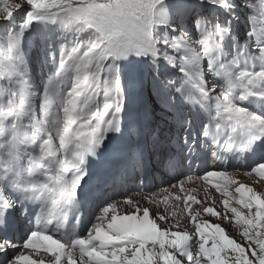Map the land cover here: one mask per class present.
Listing matches in <instances>:
<instances>
[{
	"label": "snow or ice",
	"instance_id": "6c2138e0",
	"mask_svg": "<svg viewBox=\"0 0 264 264\" xmlns=\"http://www.w3.org/2000/svg\"><path fill=\"white\" fill-rule=\"evenodd\" d=\"M0 264H264V0H0Z\"/></svg>",
	"mask_w": 264,
	"mask_h": 264
},
{
	"label": "rangeland",
	"instance_id": "374dc122",
	"mask_svg": "<svg viewBox=\"0 0 264 264\" xmlns=\"http://www.w3.org/2000/svg\"><path fill=\"white\" fill-rule=\"evenodd\" d=\"M137 193H138V192H137ZM137 193H136V191H133V192H129V195H138L139 193H138V194H137ZM117 199H120V197H117ZM226 226H227V225H226Z\"/></svg>",
	"mask_w": 264,
	"mask_h": 264
},
{
	"label": "bare ground",
	"instance_id": "6f19581e",
	"mask_svg": "<svg viewBox=\"0 0 264 264\" xmlns=\"http://www.w3.org/2000/svg\"><path fill=\"white\" fill-rule=\"evenodd\" d=\"M137 193V192H136ZM138 194V193H137Z\"/></svg>",
	"mask_w": 264,
	"mask_h": 264
}]
</instances>
